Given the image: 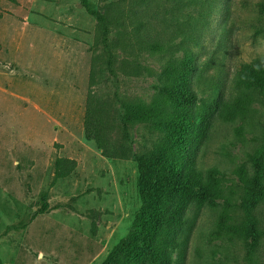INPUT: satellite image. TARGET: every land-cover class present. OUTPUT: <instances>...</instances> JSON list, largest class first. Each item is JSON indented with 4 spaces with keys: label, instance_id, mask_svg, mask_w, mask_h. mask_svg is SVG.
I'll use <instances>...</instances> for the list:
<instances>
[{
    "label": "rangeland",
    "instance_id": "obj_1",
    "mask_svg": "<svg viewBox=\"0 0 264 264\" xmlns=\"http://www.w3.org/2000/svg\"><path fill=\"white\" fill-rule=\"evenodd\" d=\"M109 1L89 3L97 10ZM261 1H183L185 34L174 42L184 39L192 52L193 112L209 114L185 165L204 180L214 172L216 198L188 206L180 246L171 253L179 264H264V237L249 254L251 239L238 231L247 193L239 173L252 175V156L264 146V102L245 100L242 113L228 111L241 97L233 84L239 64L264 57ZM118 39L113 27L111 71L102 30L80 0H0L1 264H103L128 236L142 205L133 154L161 138L135 124L128 132L132 156H104L84 133L90 74L95 70L93 89L109 112L111 138L119 140L121 102L149 104L170 54L152 56ZM58 157L77 167L53 184ZM44 203L48 209L32 219ZM256 219L264 229V199Z\"/></svg>",
    "mask_w": 264,
    "mask_h": 264
},
{
    "label": "trees",
    "instance_id": "obj_2",
    "mask_svg": "<svg viewBox=\"0 0 264 264\" xmlns=\"http://www.w3.org/2000/svg\"><path fill=\"white\" fill-rule=\"evenodd\" d=\"M184 0H110L103 8L93 9L89 0H80L87 13L94 16L109 54L108 66L113 69L115 54L110 50L109 35L115 27L119 39L129 40L135 48L152 56L168 53L155 86V98L149 103L122 101V137L112 140L108 124L109 112H105L95 86V70L90 74V87L84 118V133L95 142L102 154L109 158L126 159L132 156L129 146V127L144 124L156 132L161 141L143 153L133 154L139 173L138 189L142 205L132 228L125 239L115 247L103 264H179L171 253L180 246L182 230L188 223L187 208L192 203L216 198L214 172L204 180L193 164L185 165L191 140L197 141L206 128L208 112H193L197 98L192 88L194 60L184 39L174 41L185 34L179 18L184 16ZM264 16V0L258 3ZM176 45L177 49L171 46ZM171 47V48H170ZM182 50L181 56L173 52ZM234 87L241 97L228 106L230 115L245 110V100L260 99L264 102V57L241 62L233 78ZM107 118V119H105ZM253 172L246 176L240 171V179L247 193L240 206L246 221L239 232L250 237L249 254L255 252L264 229L257 228L256 211L264 199V146L252 156ZM77 167L74 159L58 157L54 162L52 183L71 175ZM44 203L33 216L44 214ZM236 231V230H235ZM1 264V261H0Z\"/></svg>",
    "mask_w": 264,
    "mask_h": 264
}]
</instances>
